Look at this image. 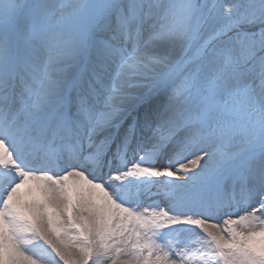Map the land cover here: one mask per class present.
Returning a JSON list of instances; mask_svg holds the SVG:
<instances>
[{"label": "snow or ice", "instance_id": "6c2138e0", "mask_svg": "<svg viewBox=\"0 0 264 264\" xmlns=\"http://www.w3.org/2000/svg\"><path fill=\"white\" fill-rule=\"evenodd\" d=\"M0 264H264V0H0Z\"/></svg>", "mask_w": 264, "mask_h": 264}, {"label": "rangeland", "instance_id": "374dc122", "mask_svg": "<svg viewBox=\"0 0 264 264\" xmlns=\"http://www.w3.org/2000/svg\"><path fill=\"white\" fill-rule=\"evenodd\" d=\"M208 2L211 4L214 2V0H208ZM147 200H148L147 198L144 199L145 204H149V201H147Z\"/></svg>", "mask_w": 264, "mask_h": 264}, {"label": "bare ground", "instance_id": "6f19581e", "mask_svg": "<svg viewBox=\"0 0 264 264\" xmlns=\"http://www.w3.org/2000/svg\"><path fill=\"white\" fill-rule=\"evenodd\" d=\"M153 199H155V198H153ZM147 201H149V203H151V200L150 199H148Z\"/></svg>", "mask_w": 264, "mask_h": 264}]
</instances>
